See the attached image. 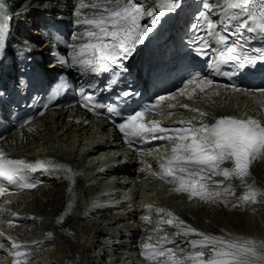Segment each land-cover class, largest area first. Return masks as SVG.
<instances>
[{
    "label": "snow or ice",
    "instance_id": "obj_1",
    "mask_svg": "<svg viewBox=\"0 0 264 264\" xmlns=\"http://www.w3.org/2000/svg\"><path fill=\"white\" fill-rule=\"evenodd\" d=\"M203 10L198 11L196 23L191 25L187 36L188 47L198 55L208 56L207 71L211 75L232 79L246 74L255 65L264 63V47L251 48V41L256 37L264 40V0H201ZM183 6V0H153L152 5L145 7L135 0H80V9L91 8L95 11L77 20L85 31L80 37L86 42L72 45V66H79L83 73L96 75L110 73L102 91H113L128 71L126 62L143 44L149 34L156 30L163 17L176 13ZM5 5L0 3V53L5 49L7 26L5 21L10 17L3 11ZM215 10V11H214ZM211 14V15H210ZM212 16L218 17L213 20ZM147 19V23H142ZM213 44L216 45L213 48ZM251 50L249 51V49ZM65 63V61H58ZM225 67L227 70H225ZM214 81L208 76L195 72L190 73L178 89L181 95L190 85L195 87L188 92L189 97L198 90L205 93L212 89ZM67 81L58 82L57 92L67 87ZM217 88L221 87L216 85ZM232 91H249L238 85H223ZM264 95V88L258 90ZM219 95V92H215ZM139 95L131 90H121L116 97L123 102ZM175 94L158 96L152 105H144L139 110L133 109L124 115L116 106H108L107 112L120 117L122 122L116 126L124 135L127 143L134 141L166 140L170 143V155L159 162L160 172L153 173L168 183L177 185L174 191L186 194L189 200L199 199L205 203L222 202L228 206L229 196L235 197L232 207L257 203L258 197H264V190L256 188L251 168L255 162L264 158V122L252 118L223 116L207 123L201 119L199 126L191 120L179 121L181 127L168 129L159 121H144L145 113L151 110L163 111V102L173 99ZM83 106L89 111L103 107L94 101L93 95H83ZM173 105L168 104L171 109ZM187 108V105H182ZM200 118L207 114L198 109H190ZM264 111V101L261 102ZM195 119V117H193ZM115 122V121H114ZM230 166H225V165ZM56 178H72V170L52 159H13L0 151V195L7 192V185L16 189H33L38 181L35 173ZM63 174V175H62ZM222 177L223 179H216ZM238 181L244 188L243 194L237 196L230 181ZM69 192L73 191L70 187ZM72 207L66 205V212ZM149 213L154 211L158 219L153 221L150 215L142 216L146 224H155L154 231L163 233L156 241L141 244L140 255L150 264H264V240L255 238L220 235L214 236L198 231L172 211L162 207L147 206ZM5 209H0V212ZM15 213L13 216L15 217ZM64 216L57 223H63ZM11 221L9 224L11 225ZM164 225L174 228V235L186 239L187 251L168 238ZM0 233V236H3ZM190 236L200 239H188ZM8 239H12L9 237ZM166 245H174L166 247ZM3 247V245H0ZM25 249V250H22ZM27 246L12 240L10 255L14 257L11 264H24L29 259Z\"/></svg>",
    "mask_w": 264,
    "mask_h": 264
},
{
    "label": "bare ground",
    "instance_id": "obj_2",
    "mask_svg": "<svg viewBox=\"0 0 264 264\" xmlns=\"http://www.w3.org/2000/svg\"><path fill=\"white\" fill-rule=\"evenodd\" d=\"M58 1L62 3V5L57 6L58 10L68 6L70 11L68 16L73 21L82 19L85 15H91L95 11L91 8L80 9L78 7L80 0ZM144 2V5L148 7L152 5L153 0H145ZM52 3V0H48L40 4L52 5ZM84 31L85 28L78 25L73 36L80 37ZM80 40L82 39H75L77 43ZM78 71L77 69L76 72ZM217 91L219 95L215 94ZM192 99L201 103L196 104ZM239 100L238 98L237 103ZM262 101H264V95H260V93L251 98L244 97V100L234 106V109L245 111L244 107L249 105V109L246 107L247 113L264 122V111L261 110ZM169 102L168 100L167 104ZM173 103L175 104L173 108L178 111L172 112L169 119H190L198 124L201 119L204 122L212 123L215 118L229 116V111L233 109L228 102L226 90L217 88L215 85L212 89L206 90L205 93H200L197 90L191 98L185 92L184 95H178ZM242 103L243 105L240 107ZM182 105L188 107L185 108ZM190 109L205 110L207 115L200 118L198 113L192 114ZM85 116V113L79 110H67L58 113L56 116L43 117L31 127L22 128L17 134L8 137L5 142L0 143V146L4 147V150L13 157L21 156L31 160L52 159L65 164L70 163L74 160L75 155L80 152V144L83 145L82 141L93 138L94 129L85 124ZM162 119L167 121L165 116ZM101 135L105 137L103 132ZM116 149L119 148L113 147L112 151L115 152ZM158 158L157 152L147 161L153 166ZM129 162L133 163L134 160L131 159ZM225 166L230 165L226 164ZM132 168L134 167L129 165V172ZM152 172L150 167H146L139 176H132L127 179L129 187L134 181H136L134 182L136 186L153 181L154 183L157 182L160 187V190L156 191L143 188L140 193V200H135L132 207L143 206L144 210L135 213L134 209L129 207L125 213L126 217L115 221L118 232L124 233L132 239L129 242L131 245L141 243L143 239L148 240L149 237L152 238L151 240L157 241L163 235V233H157L153 230L154 223L146 224L141 219L145 215H150L154 222L158 219L154 211L149 213L147 209V206H153V204H156L155 207L172 211L187 225L206 234L214 236L235 235L264 240V220L257 216L258 213L260 216L263 215L260 210L264 205V197H258L255 204L238 207L231 206L232 202L235 201V197L232 196L228 197L230 201L228 206L219 201L205 203L199 199L189 200L186 194L174 191L177 185L171 183L165 186V182L152 177ZM251 172L255 181L254 186L264 190V158L255 162ZM216 179L223 178L217 177ZM230 183L235 188L237 196L243 194L244 188L239 186L238 181L233 180ZM81 185L80 181L75 188H72L73 191L69 192L65 179L55 178L49 184L37 187L33 192L24 195L22 201L0 212V233L4 234L0 236V245H3L0 247V264H11L14 259L10 255L12 240L27 246L29 259L24 264H103L97 260L96 248L99 245V240L107 235L108 229L103 223L97 222L93 218L94 214L89 215L90 218L89 216H80L81 205L78 204V200L82 189H84ZM127 192L128 189H123L120 195L110 201L119 200ZM69 202H71L72 207L66 212V205ZM1 213H4L3 217ZM13 213L16 214L15 217ZM61 216H64L63 223H57ZM6 217H13L18 221L16 227L2 222V218L5 219ZM91 225L93 230H90ZM163 227L168 238L181 244L187 251V244L184 243L186 238L182 235H174V228L167 225ZM9 237L12 239H8ZM188 239H200V237L190 236ZM42 244L45 247H42ZM41 253L43 255H39Z\"/></svg>",
    "mask_w": 264,
    "mask_h": 264
},
{
    "label": "rangeland",
    "instance_id": "obj_3",
    "mask_svg": "<svg viewBox=\"0 0 264 264\" xmlns=\"http://www.w3.org/2000/svg\"><path fill=\"white\" fill-rule=\"evenodd\" d=\"M236 98H237V97L234 96V94H231V95L228 96V102L231 104L232 108H234V106H236L237 104H240L239 102L237 103ZM241 100H243V99H241ZM193 102H195L196 104H197V103H198V104L201 103L200 101H197V100H196V101L193 100ZM243 102H244V101H243ZM227 104H228V103H227ZM242 105H243V103L240 105V107H242ZM227 106H228V105H227ZM246 107H247V109H249L250 106L247 105V106L244 107V108H245L244 110H245L246 112H245V111L242 112L243 116H245L246 114L249 115V113H247ZM200 111H201V110H200ZM203 112H205V110H203ZM192 114H196V113L193 112ZM255 114H256V113H255ZM260 114H261V113H260ZM263 114H264V113H263ZM263 114H261V115H263ZM198 116H199V115H198ZM258 117H259V116H258ZM254 207H256V206H254ZM255 209H256V208H255ZM260 211H262V214H263V215L260 216V214L258 213L257 216H259L260 219L264 220V205H263V207H262V210H260ZM260 211H259V212H260Z\"/></svg>",
    "mask_w": 264,
    "mask_h": 264
}]
</instances>
